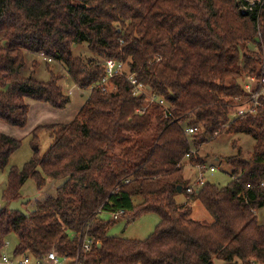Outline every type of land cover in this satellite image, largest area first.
<instances>
[{"label": "trees", "instance_id": "1", "mask_svg": "<svg viewBox=\"0 0 264 264\" xmlns=\"http://www.w3.org/2000/svg\"><path fill=\"white\" fill-rule=\"evenodd\" d=\"M86 43L92 58L74 57L73 47ZM61 63L71 81L90 95L67 124L38 126L30 133L32 156L20 169L11 167L1 193L2 238L13 235V253L40 258L54 249L76 255L79 236L99 246L82 256L84 264H264V224L255 211L264 208V100L253 114L236 116L248 101L245 78L264 64V5L247 0H0V121L23 128L26 100L62 110L70 102L48 69L50 80L22 77L25 53ZM123 62L153 96L164 99L170 119L160 108L146 107L121 77L107 89L103 60ZM33 67L35 63H32ZM248 103V102H247ZM144 110L137 113L136 110ZM184 125L197 126L188 139ZM51 140L40 155L39 135ZM251 137L254 150L225 159L231 180L223 187L204 183L187 193L183 159L197 158L199 146L219 134ZM190 140V142H189ZM21 143L0 133V170ZM196 164V163H195ZM37 190L47 179L62 183L54 196L34 200L26 215L8 206L20 198L27 180ZM198 201L212 218H190L191 207L175 196ZM123 211L127 224L147 213L159 217L144 240L110 237L117 221L101 213Z\"/></svg>", "mask_w": 264, "mask_h": 264}, {"label": "rangeland", "instance_id": "2", "mask_svg": "<svg viewBox=\"0 0 264 264\" xmlns=\"http://www.w3.org/2000/svg\"><path fill=\"white\" fill-rule=\"evenodd\" d=\"M74 57H79L83 60H87L93 57V55L87 50L86 43H81L72 49ZM34 62L38 63V66H32ZM51 70L59 79L58 85L64 89V92L71 90V93H67L71 102L74 99H79V94L74 83L71 81L63 66L60 67L57 63L47 64L46 60L35 54L25 55V65L21 70L22 77H32L39 82H48L50 80ZM69 109V108H67ZM25 127V126H24ZM23 127V128H24ZM18 128V129H23ZM29 137V139H28ZM20 140V147L11 154L8 165L0 170V210L5 206V203L1 200V193L6 186V178L11 167H15L20 170L31 158L32 151L29 145L30 136L26 135ZM50 138L48 133L42 132L39 135V153L45 154L49 145ZM236 144L237 148L242 150L244 160H249L254 150V140L244 134H224L221 133L213 139H207V141L201 144L197 150V158L203 162L206 170L203 171V178L206 183L214 184L219 187L225 186L230 180V167L226 164L225 159L236 155L237 149H233L232 145ZM197 162L186 160L183 163V176L188 180L189 184H193L197 177V170L192 167ZM213 167L214 172H209L208 168ZM47 184L41 189L37 190L33 180L29 179L23 185L21 191H19L20 198L37 196L35 200L41 201L48 196H54L58 183H62L58 180L47 179ZM177 204H188L191 207L190 218L201 222L203 224L212 223L211 216L207 213L204 207L196 200L186 199L184 193H177L175 196ZM34 200L23 206L25 210L29 212L34 209ZM257 220L260 224H264V208L255 211ZM100 218L102 221L107 222L111 220V216L108 213H101ZM159 222V217L155 213H147L138 217L131 223L127 224V219L121 218L107 231V235L110 237H120L124 239L132 240H144L150 234L153 233L156 225ZM8 245L1 254L5 252L6 255L12 254L17 244L16 238L13 235L6 237ZM213 264H225L222 260L214 258ZM238 264H243L238 262Z\"/></svg>", "mask_w": 264, "mask_h": 264}, {"label": "built area", "instance_id": "3", "mask_svg": "<svg viewBox=\"0 0 264 264\" xmlns=\"http://www.w3.org/2000/svg\"><path fill=\"white\" fill-rule=\"evenodd\" d=\"M248 4L252 6L253 4L259 9L264 5V0H247ZM46 62L50 63L52 60L48 57L42 56ZM103 65L105 67V75L103 79L98 84V87L106 90L110 81L113 78L121 77L126 80V82L132 88V95L135 98L143 97L146 101V107L150 105H155L160 108L162 116L164 119H170V108L164 99L160 97L153 96L149 89L140 83L133 75H128L125 71L123 62L116 61L114 59L103 60ZM244 91L246 92V98L248 101L242 102V104L236 107V116H242L247 114H253L255 112V107L260 105L261 100H264V64L261 67L260 72L257 75L249 76L245 78V83L243 84ZM248 102V103H247ZM137 113H143L144 110L137 109ZM198 130L197 126L184 125L182 127L183 134L190 139ZM190 142V140H189ZM194 151L190 149L188 153L184 156L183 161H189L191 154ZM197 170V177L193 184L187 188V193H192L196 191L197 188L201 187L205 181L203 178V171L206 170L204 164H194L192 165ZM209 172H214L213 167L208 168ZM261 186L264 187V179L261 182ZM124 212L118 211L110 214L112 221H118L122 218ZM1 238V236H0ZM4 251L8 245L6 238H2ZM99 246L93 238L88 237L86 234L79 236L77 253L74 257L61 256L54 249L48 251L40 258H34L29 255L17 256L13 252L12 254L6 255L0 253V264H84L82 256L87 255L91 252L93 246Z\"/></svg>", "mask_w": 264, "mask_h": 264}, {"label": "crops", "instance_id": "4", "mask_svg": "<svg viewBox=\"0 0 264 264\" xmlns=\"http://www.w3.org/2000/svg\"><path fill=\"white\" fill-rule=\"evenodd\" d=\"M26 54H31V53L27 52L25 53V55ZM38 56L43 58L41 55H38ZM34 63H35V66H38L37 62H34ZM46 63L48 65L51 63H57L60 65V67L62 66L61 63L56 62L54 60H52L50 63L48 62ZM75 87L77 88L79 99H74L73 102H71L70 100L69 104L62 110L54 109L45 103L36 102L32 100H26V103L28 105V113H27V121H26L25 127L23 129H18L16 127H11L7 125L3 121H0V133L6 136L12 137L16 140H19L25 137L26 135L30 136V133L32 132V130L38 126H45V125H51V124H67L71 122L75 118L79 109L83 106V104L85 103V101L90 95L89 89H80L76 85ZM62 90L64 91V89ZM65 93L66 94L71 93V90ZM47 182L48 181H46V184ZM60 184L61 183H58L57 187ZM22 188L23 186L21 187L20 191L22 190Z\"/></svg>", "mask_w": 264, "mask_h": 264}, {"label": "water", "instance_id": "5", "mask_svg": "<svg viewBox=\"0 0 264 264\" xmlns=\"http://www.w3.org/2000/svg\"><path fill=\"white\" fill-rule=\"evenodd\" d=\"M178 193H180L181 188L178 187ZM36 195L32 197H26V198H19L16 201H13L9 204L8 210L11 212H18L20 214L26 215V210L23 208V206L27 205L31 201L36 199Z\"/></svg>", "mask_w": 264, "mask_h": 264}]
</instances>
